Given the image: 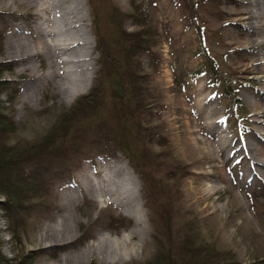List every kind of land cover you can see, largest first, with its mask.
<instances>
[{
	"label": "rangeland",
	"instance_id": "rangeland-1",
	"mask_svg": "<svg viewBox=\"0 0 264 264\" xmlns=\"http://www.w3.org/2000/svg\"><path fill=\"white\" fill-rule=\"evenodd\" d=\"M45 1L0 0V64L8 67L2 75L11 85L0 98L15 121L13 138L33 142L54 131L60 151L76 147L65 158L66 168L75 151L82 158L76 167L46 172L49 195L31 213L17 215L18 228L1 206L0 194L2 255L12 264L24 256L32 264H146L161 249L182 260L183 239L191 232L226 259L222 264H264V0L256 7L251 4L256 0H203L197 10V0H155L151 6L146 0H80L87 10L81 27L93 44L88 65L94 74L91 85L73 97L47 76L49 61L39 32L54 13L40 10ZM250 11L256 12L254 19ZM134 15L142 17L135 20ZM140 23L158 36L156 46L136 61L147 73L148 119L119 113L110 98L112 81L105 78L100 84L104 105L88 118L76 117L65 134L58 133L55 126L65 123L63 115L94 92L101 65L113 60L116 70L125 68V56L117 49L119 32L121 27L134 32ZM100 39L104 54L98 51ZM22 49L30 56L20 57ZM70 77L62 81L65 87L73 83ZM103 121L137 150L135 160H145L143 176L123 153L100 145L97 129ZM136 121L153 128L152 140L142 143ZM144 145L149 147L142 154ZM116 168L134 183L140 221L80 187L86 176L97 183L105 171ZM70 191L79 201L65 211L63 199ZM168 201L172 213L156 216L155 203L159 212ZM55 222L64 226L56 230ZM133 229L144 232L134 242L136 252L107 261L98 252L88 255L96 235L117 241ZM51 230H62L66 244L54 246Z\"/></svg>",
	"mask_w": 264,
	"mask_h": 264
},
{
	"label": "trees",
	"instance_id": "trees-1",
	"mask_svg": "<svg viewBox=\"0 0 264 264\" xmlns=\"http://www.w3.org/2000/svg\"><path fill=\"white\" fill-rule=\"evenodd\" d=\"M146 1L149 6H151L155 0ZM202 1L203 0H197L196 10L198 9V5L202 7ZM126 17L129 18L130 16L126 15ZM131 17L135 20H140L142 16L134 15ZM146 26L145 23H140L138 30L134 32H127L121 27L117 49L125 56V68L119 72L118 69H115L113 60H111V64L101 65L102 70L98 78L99 83H97V86H95L93 90L95 95L93 96L92 93L94 92H91L81 97L71 108L70 112L63 115V121L65 123L60 122L55 126L58 133L64 132L63 134H65L69 127L68 124L76 117L81 115L83 118H88L94 110L104 105V95L100 89V84H102V80L104 81L105 78H107V83L112 81L110 98L112 101H116L115 104L119 107V113L127 116L129 115L131 118L136 114L138 117L144 116L145 119H148V115L150 114V110H148L150 106V91L147 86L148 82H146L147 73L140 69V65L136 61L138 54H141L145 50L150 51L156 46V38L158 36L157 34L154 35L149 33L151 28ZM3 39L4 31L0 29V48ZM98 43L100 45L98 51L104 54L105 50L101 48V45L104 43L101 39L100 41L98 40ZM7 70H9L8 67L6 68L5 65L0 64V97L11 86L9 82L3 79L2 74ZM114 70L116 72H114ZM11 101L10 98L9 102ZM136 122L137 133L141 134L142 138H144V140L140 138L142 143L145 144L152 140L154 135H151L150 131L153 128H147L142 122ZM105 124V121H103L97 129V134L101 135L102 138L100 145L105 147L107 152L119 151L123 153L135 169H138L139 172L144 171V157H142L144 165L135 160L139 155L137 150L134 148L132 149V147L128 146L121 138L115 137L112 131L107 129ZM15 129V121L11 115V111L5 108L0 98V194L4 197L1 206H3L5 212L18 228L22 223L18 221L17 215H20V213H31V211L36 209L37 203L45 201L48 197L51 184L48 183L49 180H44L46 172L49 170L51 171V169H61L65 171V169H70V167H76V164L82 157H80V151H75L72 160L74 164L71 161L68 168H66L65 164H67L68 160L65 158L72 157L73 151L76 148L75 146L60 151L56 145L58 138L54 136L56 134L54 131L52 133L49 132L46 136L33 142L16 140L13 138L16 132ZM145 147H149V145H144L142 147V154L144 153ZM70 153L71 155H69ZM157 155L159 156L160 154ZM54 158L57 160L56 162L49 161V159ZM60 164H63V167H61ZM24 170H27V172L24 173ZM140 173L143 176L142 172ZM146 190L152 191L148 186ZM172 198L173 196L171 193L169 196L171 202ZM169 204V201L162 203L158 212L157 204L155 203V208H153L154 214L156 216L169 214L168 212H171V208L168 207ZM154 224L156 223L154 222ZM157 226L155 227L156 231ZM181 253L185 255V257L179 260L172 255L170 250L159 249L153 259L146 264H222L226 261L221 255L210 251L205 244L198 243L195 234L191 232L185 234ZM31 261L32 258L29 260V257L24 256L16 264H32ZM0 264H12L11 260H8L2 255L1 249Z\"/></svg>",
	"mask_w": 264,
	"mask_h": 264
},
{
	"label": "bare ground",
	"instance_id": "bare-ground-1",
	"mask_svg": "<svg viewBox=\"0 0 264 264\" xmlns=\"http://www.w3.org/2000/svg\"><path fill=\"white\" fill-rule=\"evenodd\" d=\"M261 3L263 2L261 1ZM251 4L256 7L260 4V1L256 0L251 2ZM40 10L46 12L49 16L52 12L54 13L50 19L47 18L44 21L47 27L42 29V32H39L40 40L45 45L43 54L47 55L49 61L47 76L54 82L57 88L62 89L61 91L64 95L73 97L85 91L91 85L94 74L93 67H89L88 65V61L92 57L93 44L91 39L89 40L87 38V32L85 33L81 27V23L87 17V10L83 7L82 1L80 2V0H46ZM250 13L251 19H254L256 17V12L250 11ZM49 28L50 30H47ZM252 29L255 33L258 31L257 27H253ZM48 37H50V41ZM19 52H21L20 57H25V55L30 56V54L25 52V49ZM65 66L66 70L64 69ZM68 66L70 68H67ZM71 74L78 77L73 80L72 77H70ZM67 77H70L73 82L70 87H65L62 82L66 80ZM74 82H76V84ZM260 117H262L264 121V115ZM121 172H123V170L120 168L111 169L110 171L107 170L105 174L97 180V183L89 176H86L81 182L80 187L84 188V190L97 201H100L97 199L100 197V202L103 201V203L114 206V208L122 209L123 212L125 211L129 215L137 217L138 221H140V208L135 195L134 183L127 173L121 176L119 174ZM78 201L79 197L75 191L65 193L63 209L66 211L75 208ZM55 223V229L59 230L57 229V225H60L58 224L59 222ZM60 226L63 227L64 223ZM54 230H51L52 233L50 235V237L54 239V246L61 243L66 244L64 243V241L67 240L65 233H63L62 230L53 232ZM138 235L143 237L144 232L138 233L133 229L127 235L120 237L117 241H113L103 234H98L95 237L96 242L88 245V255L93 254V252H98L103 261H107L111 257L124 258L126 254L136 252V244L134 242L140 241ZM51 246H53V244Z\"/></svg>",
	"mask_w": 264,
	"mask_h": 264
}]
</instances>
